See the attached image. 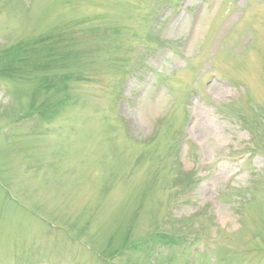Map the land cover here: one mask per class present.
<instances>
[{"label":"rangeland","instance_id":"374dc122","mask_svg":"<svg viewBox=\"0 0 264 264\" xmlns=\"http://www.w3.org/2000/svg\"><path fill=\"white\" fill-rule=\"evenodd\" d=\"M0 264H264V0H0Z\"/></svg>","mask_w":264,"mask_h":264}]
</instances>
